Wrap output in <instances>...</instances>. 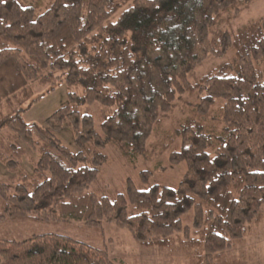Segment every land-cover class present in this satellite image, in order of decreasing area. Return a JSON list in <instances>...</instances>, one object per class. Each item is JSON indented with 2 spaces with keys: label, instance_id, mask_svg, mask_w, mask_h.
<instances>
[{
  "label": "trees",
  "instance_id": "obj_1",
  "mask_svg": "<svg viewBox=\"0 0 264 264\" xmlns=\"http://www.w3.org/2000/svg\"><path fill=\"white\" fill-rule=\"evenodd\" d=\"M247 3L51 0L34 18L32 8L0 0V161L17 172L11 185L0 182V227L106 221L143 248L178 255L180 264H237L223 254L264 222V77L256 68L264 63V17L222 33L215 44L208 34ZM227 49L234 60L210 67L196 83L187 80L209 55ZM59 80L84 87L82 97L70 93L69 104L46 119L55 129L71 122L76 153L21 115L24 102L42 97L33 98L36 84L49 82L50 92ZM182 95L198 96L194 114L177 128L164 127L158 112H171ZM97 102L100 133L78 110ZM151 134L157 139L147 144ZM177 136L181 148L169 160L184 161L186 171L176 188L139 190L127 179L114 200L89 190L107 141L128 159L154 160ZM18 139L39 153L31 175L18 169L25 154ZM129 204L135 213H128ZM189 210L191 226L183 227ZM0 264L115 263L105 250L69 236L31 233L0 238Z\"/></svg>",
  "mask_w": 264,
  "mask_h": 264
},
{
  "label": "rangeland",
  "instance_id": "obj_2",
  "mask_svg": "<svg viewBox=\"0 0 264 264\" xmlns=\"http://www.w3.org/2000/svg\"><path fill=\"white\" fill-rule=\"evenodd\" d=\"M16 1L22 7L32 8L34 18L46 11L51 4V0ZM125 8L126 6L120 8L112 16L111 20L115 21ZM258 17H264V0H248V3L241 8L239 14L211 28L208 38L210 42L215 44L222 33L228 32L232 34L240 26ZM234 59L235 53L232 49H227L219 56L209 55L203 62L189 71L187 80L190 83H196L200 75L205 73L210 67L219 63L231 62ZM256 68L264 77V63ZM60 74V71L55 72V75ZM50 87L51 84L49 82L45 85L36 84L33 98L38 95H42V97L36 102H24L22 104L24 111L21 112V115L27 123L36 124L51 130L63 146L72 153H76L78 148L74 143L71 122L65 121L59 129H55L46 122V119L57 109L69 104L70 93H76L77 96L82 97L84 87L82 84L67 87L60 80L53 90L46 92ZM197 97L196 95L194 97H189L188 95L179 96L175 100L171 112L159 111L158 116L163 120L164 127L169 129L177 128L186 117L192 116ZM102 108L103 106L98 102L94 104L83 103L78 107L80 114H88L92 117L94 129L97 133L101 132L102 118L100 110ZM113 109V107L108 108L107 113L110 115ZM156 139L157 137L151 134L147 144ZM15 144L25 151L18 166L19 171L31 175L33 166L39 159V153L20 139L16 140ZM180 148L181 137L177 136L170 147L154 160H146L142 156L128 159L110 141H107L105 147L101 150L105 155V162L98 166L97 179L90 184L89 190L98 197H107L110 200H114L117 194L125 193L127 179H130L139 190H147L153 185L176 188L186 171V163L182 161L173 164L170 162L169 156L171 152L179 151ZM87 165L91 166V163ZM16 174L17 172H10L6 165L0 161V182L11 185V181L16 177ZM127 211L129 214L135 213L130 204ZM191 222L192 210H189L181 216V224L183 227L191 226ZM24 226L18 225L7 229L0 227V238L21 240L31 233L61 234L92 247L105 250L115 264H180L178 255L160 248H143L135 242L126 229L106 221H103L99 227H90L80 221L28 223ZM260 226L257 230L251 229L246 233L244 243L225 252L223 260L225 262H237V264H264V222Z\"/></svg>",
  "mask_w": 264,
  "mask_h": 264
}]
</instances>
